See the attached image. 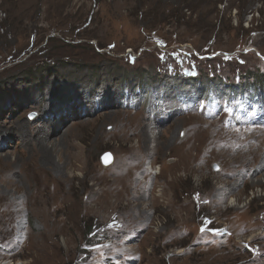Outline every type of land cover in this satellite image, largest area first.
<instances>
[{
	"label": "rangeland",
	"instance_id": "374dc122",
	"mask_svg": "<svg viewBox=\"0 0 264 264\" xmlns=\"http://www.w3.org/2000/svg\"><path fill=\"white\" fill-rule=\"evenodd\" d=\"M174 75L264 86V0H0V264H264V129L113 108L122 83Z\"/></svg>",
	"mask_w": 264,
	"mask_h": 264
},
{
	"label": "bare ground",
	"instance_id": "6f19581e",
	"mask_svg": "<svg viewBox=\"0 0 264 264\" xmlns=\"http://www.w3.org/2000/svg\"><path fill=\"white\" fill-rule=\"evenodd\" d=\"M111 106V105H110ZM73 107V106H72ZM67 116V115H66ZM77 117V116H76ZM63 120V119H62ZM79 120V119H78ZM119 120H122V118L121 119H119ZM87 121V120H86ZM45 124H51V123H44V125ZM52 125V124H51ZM121 126H123V134L124 135H126V134H129L130 132H129V128H130V123L127 121V120H125V121H122L121 122ZM49 127L46 125L45 127H44V129H48ZM161 128V127H160ZM50 130V129H49ZM75 132V130L72 132V133H70V134H73ZM145 133V132H144ZM16 134V133H15ZM49 134V133H48ZM73 136H76V135H73ZM146 136L148 137V139H149V135L148 134H146ZM158 136V135H157ZM156 136V137H157ZM43 137V136H42ZM46 137V136H45ZM5 139V138H4ZM9 139V138H8ZM39 139V138H38ZM40 141V140H39ZM45 141V140H44ZM65 141V140H64ZM217 141V137L216 136H214V135H208L207 136V138H206V140H205V144L206 145H209V144H211V143H213V142H216ZM4 142H6V141H4ZM46 143V142H45ZM56 143V142H55ZM54 143V144H55ZM48 144V143H47ZM52 144V143H51ZM50 144V145H51ZM12 146V145H11ZM236 146V145H235ZM240 146H237V147H235L234 149H232L230 152H234V151H236L237 152V154H238V156H240V160L241 161H244V162H246L247 161V158H246V155H245V150L244 149H246V147L244 148V149H240L239 148ZM231 148V147H230ZM50 151H53V149H54V145H52L51 147H49L48 148ZM136 149V148H135ZM1 150V149H0ZM127 150V149H126ZM45 152V151H44ZM136 152V151H135ZM173 153L174 154H176V155H178V153H179V151L178 150H175V151H173ZM46 154V153H45ZM246 154H248V152H246ZM47 155V154H46ZM179 155H180V160L183 158V160L185 161L186 159H188V156L187 155H185L184 154V151H182L181 153H179ZM50 156V155H49ZM18 158V157H17ZM51 158V157H50ZM49 158V159H50ZM55 158V157H54ZM53 158V159H54ZM3 159V158H2ZM191 159L193 160V157L191 156ZM13 160V159H12ZM199 160V159H198ZM6 163L5 164H9V165H11V157L10 156H8V155H6V158H5V160H4ZM194 161V160H193ZM21 162V161H20ZM19 162V163H20ZM78 163H79V161H78V159L76 158V157H72V158H70V159H67L66 161L64 160V162L62 163V165H64V167L63 168H65V170H68V172H69V174L68 175H70V177L71 178H75V176L72 174V170L73 169H75L76 167H77V165H78ZM177 165H178V162H176L174 165H173V167H175V168H177ZM79 166V165H78ZM64 170V169H63ZM129 171H127L126 173H128ZM255 173H257V172H255ZM79 176V175H78ZM80 177H82L83 178V180H86V179H88V178H90L91 177V172H89V171H87V173L85 174V173H81V175H80ZM69 178V177H68ZM256 181V182H255ZM68 182V184H71V182L70 181H67ZM73 182V181H72ZM113 184L115 185V186H118L119 185V183H118V181H113ZM223 185H219V186H214V192H215V194H216V198H218L217 199V201H223V199L226 197V195L228 194V192L230 193V192H234V191H236V190H234L235 188H236V184L235 185H232V184H226V183H222ZM264 184V174H262L257 180H254V183H253V185L252 186H261V185H263ZM172 186H174L173 184H172ZM46 187H48V189H49V194H47V195H49V200H58V198H59V188L57 187V189L58 190H56L55 188H53V185L52 186H50V185H47ZM117 188V187H116ZM117 191L119 192L120 191V189H117ZM119 196L120 195H122L121 194V191H120V193H117ZM258 195V194H257ZM115 197H117L116 195H114ZM121 197V196H120ZM237 201L238 200H236V201H231V203H230V205H229V207H228V210L229 209H234V208H236V209H241L242 207H237ZM220 203V202H219ZM177 206V205H176ZM183 206V205H182ZM259 235V234H258ZM257 236V235H256ZM251 241V240H250Z\"/></svg>",
	"mask_w": 264,
	"mask_h": 264
},
{
	"label": "water",
	"instance_id": "95a60500",
	"mask_svg": "<svg viewBox=\"0 0 264 264\" xmlns=\"http://www.w3.org/2000/svg\"><path fill=\"white\" fill-rule=\"evenodd\" d=\"M113 162H114V157L112 154L106 153L105 155H103L102 163L104 166L109 167L113 164Z\"/></svg>",
	"mask_w": 264,
	"mask_h": 264
},
{
	"label": "trees",
	"instance_id": "16d2710c",
	"mask_svg": "<svg viewBox=\"0 0 264 264\" xmlns=\"http://www.w3.org/2000/svg\"><path fill=\"white\" fill-rule=\"evenodd\" d=\"M68 45H71V44L69 43ZM203 78H208V75H207V76H204ZM209 78H210V77H209ZM241 78L245 80V79H247L248 77H247L246 75H242L241 77H239V80H240ZM262 82H263V81H262ZM259 85H262V84H259Z\"/></svg>",
	"mask_w": 264,
	"mask_h": 264
}]
</instances>
